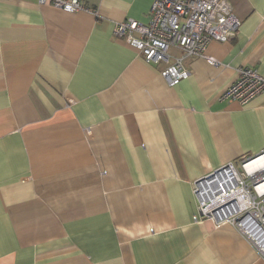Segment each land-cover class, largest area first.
<instances>
[{
	"label": "crops",
	"instance_id": "1",
	"mask_svg": "<svg viewBox=\"0 0 264 264\" xmlns=\"http://www.w3.org/2000/svg\"><path fill=\"white\" fill-rule=\"evenodd\" d=\"M82 1L0 0V264H264L234 225L195 219L194 193L264 153V91L222 98L239 67L264 74V0H229L241 24L206 47L221 63L186 56L174 85L113 32L153 0Z\"/></svg>",
	"mask_w": 264,
	"mask_h": 264
},
{
	"label": "built area",
	"instance_id": "2",
	"mask_svg": "<svg viewBox=\"0 0 264 264\" xmlns=\"http://www.w3.org/2000/svg\"><path fill=\"white\" fill-rule=\"evenodd\" d=\"M65 10L84 9L82 0H38ZM241 24L229 0H153L149 20L134 18L118 21L114 35L125 38L143 54L146 61L164 62L162 74L170 85L190 75L186 56H203L219 65L206 53L211 40L227 41ZM183 54L170 60L169 49ZM264 91V74L257 68L241 66L237 78L222 98L247 103ZM264 153L239 162L229 161L194 181L197 198L195 219L210 218L216 225L230 223L264 256V164L248 165Z\"/></svg>",
	"mask_w": 264,
	"mask_h": 264
},
{
	"label": "bare ground",
	"instance_id": "3",
	"mask_svg": "<svg viewBox=\"0 0 264 264\" xmlns=\"http://www.w3.org/2000/svg\"><path fill=\"white\" fill-rule=\"evenodd\" d=\"M261 162H262V159H258V160H256V161L250 163V164L248 165V167H249V168H252V167H254V165H259V164H261Z\"/></svg>",
	"mask_w": 264,
	"mask_h": 264
}]
</instances>
